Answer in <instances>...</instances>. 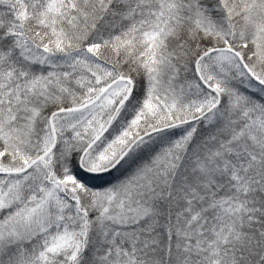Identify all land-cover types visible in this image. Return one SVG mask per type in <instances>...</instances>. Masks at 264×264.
Listing matches in <instances>:
<instances>
[{
	"label": "snow or ice",
	"instance_id": "snow-or-ice-1",
	"mask_svg": "<svg viewBox=\"0 0 264 264\" xmlns=\"http://www.w3.org/2000/svg\"><path fill=\"white\" fill-rule=\"evenodd\" d=\"M0 264H264V0H0Z\"/></svg>",
	"mask_w": 264,
	"mask_h": 264
}]
</instances>
